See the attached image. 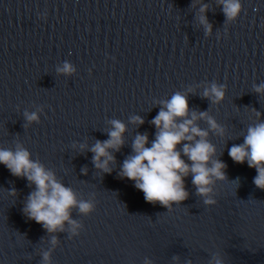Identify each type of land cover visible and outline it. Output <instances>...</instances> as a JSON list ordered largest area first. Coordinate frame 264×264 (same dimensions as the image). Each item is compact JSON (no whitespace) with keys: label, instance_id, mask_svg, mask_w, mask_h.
<instances>
[{"label":"water","instance_id":"water-1","mask_svg":"<svg viewBox=\"0 0 264 264\" xmlns=\"http://www.w3.org/2000/svg\"><path fill=\"white\" fill-rule=\"evenodd\" d=\"M238 2L229 19L221 0H0V149H26L92 205L48 232L24 211L36 186L0 164V264H264V189L229 155L264 123V0ZM213 84L219 102L204 96ZM177 93L226 178L212 177L205 196L189 173L187 198L165 207L121 173L137 135L151 147L152 121ZM114 120L123 145L108 149L105 171L91 149Z\"/></svg>","mask_w":264,"mask_h":264},{"label":"clouds","instance_id":"clouds-1","mask_svg":"<svg viewBox=\"0 0 264 264\" xmlns=\"http://www.w3.org/2000/svg\"><path fill=\"white\" fill-rule=\"evenodd\" d=\"M224 4L225 15L232 19L240 10L238 0H221ZM205 9L202 8L201 11ZM202 22H205L202 18ZM64 72H71V66L65 64ZM264 90V86L256 89ZM205 97H214V102H219L224 97L222 87L213 84L210 90H205ZM152 123L158 129L156 139L151 147L147 135H137L133 144L135 155L125 160L121 175L136 182V187L144 193V198L150 203H159L170 207L172 202L179 203L187 198L188 193L184 189L183 178L189 173L193 176V184L197 186L198 193L207 196L212 189V177L225 179L223 169L226 167L220 161H212L214 147L204 137L207 132L194 125L197 119L195 113L192 119H187L188 103L185 96L177 93L165 104ZM200 118L207 116L200 113ZM29 121L37 120V115L26 114ZM177 118H183L182 123H177ZM135 122L143 123L139 117ZM213 129L218 126L214 120L208 118ZM114 130L109 133L110 139L104 142L97 141L91 151L93 160L98 168L109 171L108 162L114 158L108 149H116L123 145L122 133L125 125L119 121H112ZM222 131V129H220ZM201 137L196 140L195 137ZM183 145V154L188 157L191 164L181 158V152L177 145ZM229 155L237 163L247 160L249 167L256 169L258 175L254 183L264 189V123H259L248 128V133L241 145L231 147ZM105 159L101 162V158ZM211 163V167H209ZM0 164L5 165L9 171L18 177H26L30 183L36 186L29 197L25 207V213L30 219L42 224L48 232L63 230V223L70 221V209L78 206L82 213L91 210L92 205L83 201L77 202L74 192L59 183L51 171L46 170L38 161L30 159V153L23 148L16 151L0 149ZM206 203L214 201L206 200ZM53 244L56 238L53 237ZM48 254L45 253V260Z\"/></svg>","mask_w":264,"mask_h":264}]
</instances>
